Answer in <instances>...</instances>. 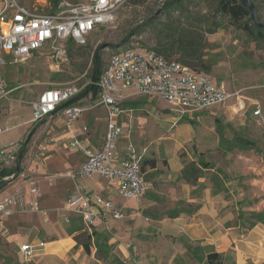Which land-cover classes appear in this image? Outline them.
Returning a JSON list of instances; mask_svg holds the SVG:
<instances>
[{"label":"rangeland","instance_id":"1","mask_svg":"<svg viewBox=\"0 0 264 264\" xmlns=\"http://www.w3.org/2000/svg\"><path fill=\"white\" fill-rule=\"evenodd\" d=\"M23 1L31 2V0ZM165 1L147 0L137 4L128 3L118 12L112 23L101 26L89 35L87 46L83 49L76 45L71 50L66 44L65 53L58 55L46 48L36 51L24 62L0 66V81L4 84L7 93L0 94V121H8L13 127L7 132L12 136L20 135L22 140L33 133L22 163V171L26 175L25 179L33 178L41 188L43 207L47 211V215L17 214L11 219L10 226L18 244L25 242V239L46 240L48 244L56 239H62L51 244L57 249L55 248L56 252H53L56 254V261L50 264H61L58 259L63 258L58 254L62 253L70 259L66 264H111L107 260L97 259L95 248L92 254H87L84 249L81 254H77L82 248L78 244L76 237L78 234L67 233L70 222L65 220V215H74L66 209V202L74 184L68 173L76 172L79 168L74 166L75 156L78 153L82 156V153L70 149L66 143L67 139L62 136L69 130L64 118L57 115L38 124L32 121L30 115L32 110L30 102L38 99L45 89L63 87L72 83L84 87L89 81L87 74L91 66L92 54L101 44L103 57L107 63L113 53L126 48L155 50L158 45L176 35L183 27L191 28L198 25L208 41V46L204 50L205 59L211 61L213 66L208 75L216 82H226L233 91L248 97V108L232 111L230 106H234L233 100L225 105L218 104L207 109H189L174 105L162 98L137 96L134 99L146 98L147 103L139 104L134 108L122 107L123 112L119 116V121L124 127V134L120 150H124L125 145L133 141L138 147H147L146 157L157 159L162 166H166L169 159L174 158H182L189 163L193 159L197 160L201 153L206 161L211 162L216 170L220 169L223 173L225 164L230 162L231 171L224 173V180L233 186L234 195L239 200V208L247 212L250 202L264 203V194H261L262 191L264 192V183H261V179L264 180V123H260L252 113L257 104L264 112V43L253 40L247 32L232 24L228 17L216 13L215 0H189L186 3L189 10L174 8L170 12H165L162 8ZM257 1L260 3L258 12L262 14L261 20L264 22V0ZM152 17L154 18L152 25L146 24L139 32L129 35ZM213 19L221 23V27L209 33L206 29L214 27V24H211ZM173 27L176 30H172ZM127 35L128 41L124 45L112 47L111 44L124 41ZM172 58H178V55H173ZM98 101L99 98L83 104L89 109L74 127L81 129L87 124L89 127L87 136L95 145L101 146L107 132V112L102 105L96 104ZM189 120H194L196 125ZM221 133L229 140L236 133L243 134L247 138L256 140L260 149L229 151L223 146ZM52 137H56L57 140H51ZM80 137L85 135L81 133ZM227 156L230 158H225ZM148 172L154 173L149 180L157 183L156 186L162 189L163 180L157 181L161 172L151 169ZM212 174L213 171L203 170L204 176L210 178ZM257 174L260 183L257 182ZM19 179L23 180V178ZM79 181L87 191L98 192L115 201H124L133 210L128 216L126 213L122 219L111 218V230L104 228L103 225L97 228L103 230L110 241H114L113 253L122 257L126 264H209L205 258L206 249H197L196 256L193 254L195 243L190 250L188 249L189 258H186L185 254H177L172 262L167 259L152 260L153 254L147 251L141 252L136 239L143 236L138 234L142 228L137 225L145 222L147 211L154 212V210L145 208L142 200L137 203L135 199L126 200L120 196L107 178L96 176L81 178ZM225 181L215 183V188L227 192ZM108 189L113 190L114 193H108ZM160 203L155 212L163 214L167 211V202L162 199ZM63 238H67V242L63 241ZM121 242L130 244L128 257H124L118 248ZM70 244L75 245L70 250H66ZM59 246L63 249H59ZM49 247L50 244L47 248ZM135 250L138 255L135 254ZM0 264H19L16 245L3 238H0ZM217 264L236 263L229 258H223Z\"/></svg>","mask_w":264,"mask_h":264},{"label":"built area","instance_id":"2","mask_svg":"<svg viewBox=\"0 0 264 264\" xmlns=\"http://www.w3.org/2000/svg\"><path fill=\"white\" fill-rule=\"evenodd\" d=\"M128 3L130 0H0V66L24 62L36 51L46 48L58 55L65 53L68 40L86 44L92 32L112 23ZM97 84L100 91L96 104L102 105L107 112V132L101 146L92 144L87 136V124L81 128V133L85 135L82 138L74 127L89 109L88 106L78 103L61 107L83 87L72 83L47 88L38 99L30 102L32 121L36 123L54 118L56 112H61L69 128L67 132L70 134L63 136L67 139L68 147L84 153V161L76 172L68 173L74 184L66 209L70 214L79 216L84 230L90 233L99 225L111 230L110 219H122L126 213L113 200L87 191L79 181L81 178H107L126 200L140 201L150 186L143 171L148 148L138 147L129 141L124 150H120L124 134V127L119 121L123 112L120 106L122 102L147 96L162 98L189 109H207L234 100L236 111L248 108L249 98L233 91L226 82H216L207 73L152 49L126 48L113 53ZM0 94H7L1 81ZM252 113L260 123H264V113L259 104L254 106ZM10 127L8 121H0V135ZM51 140L57 138L52 137ZM24 146L25 140L22 139L0 145V172L19 167ZM24 177L23 171L0 176V181H8L0 190V238L8 242H14L10 222L15 215H47L41 188L33 178ZM65 220L70 222L71 216L65 215ZM47 244L46 240L18 244L21 264H29L45 250Z\"/></svg>","mask_w":264,"mask_h":264},{"label":"crops","instance_id":"3","mask_svg":"<svg viewBox=\"0 0 264 264\" xmlns=\"http://www.w3.org/2000/svg\"><path fill=\"white\" fill-rule=\"evenodd\" d=\"M230 108L232 111H236L233 105H231ZM31 111L30 115L32 116ZM57 115L64 118L61 112H56L54 117ZM12 127L13 126H11L10 129ZM6 132L0 135V145L22 139L20 135L12 136ZM69 134L70 133L67 132L62 136H67ZM77 134H81V129H77ZM92 144L94 146H99L95 145L93 142ZM81 153L82 156H80L79 153L75 156V167H79L84 161V153L82 151ZM200 155L202 154L200 153ZM225 158L229 159L230 157L227 156ZM157 163V168L155 170L161 172V176L157 181L163 180L161 185L162 189L156 186L157 183L155 184V182L149 181L150 186L148 192L146 191V195L144 193L145 196L143 195L141 199L143 206L154 210L153 214H158L155 210L161 205L160 201H162V199L166 200L167 209L174 208L179 201H184V203L178 205L182 211L177 217L172 218L163 216L153 218V216H147L145 217V222L137 225V227L142 228L138 234H142L143 236L136 239L141 252L147 251L152 253V260L158 259L162 261L167 259V261L172 262L177 254H185L186 258H189V256H187L188 249L190 250L193 246L192 244L195 243L196 245L194 246L200 245L210 250L223 253L224 259L229 258L236 264H247L249 262L264 264V203L252 204L250 202L247 207L249 211L247 212L239 208V200L234 195L233 186L229 185L230 183L223 179V176H225L224 173L231 171L229 166L230 162L225 164L224 173L220 169L218 171L215 168L210 170L202 168V170L206 169L208 171H213L214 174H212L210 178L202 175L199 177L196 184H192L181 178V172L187 163L182 158L169 159L166 166H162L159 161ZM215 174H218L223 179L220 182L223 183L225 181V185L228 187L227 192L218 191L217 188H215L212 178ZM256 179L257 182L260 183L258 174ZM261 183H264L263 179H261ZM89 192L91 194H100L94 191ZM107 192L114 193L111 189H108ZM116 192L118 193L117 189ZM261 194H264V192L262 191ZM104 197L113 200L119 208L127 213V216L133 211L128 207V203L124 201H115L111 197ZM255 197L257 198L256 195ZM137 203L140 202L137 201ZM247 203L249 202L247 201ZM255 212L259 213L261 217L260 221H257V219L252 216V213ZM253 222H255V224L251 225ZM60 240L62 239L49 242L50 247L47 248L49 245L47 244L44 250L45 253L42 252L40 255L33 258L29 264H33V262H37V264H40V262H43V264L55 262L56 254L53 252H56V247L51 246V244ZM24 241L27 240L25 239ZM63 241L67 242V238H63ZM112 242L114 241H110V243ZM11 243L15 244L18 250V243H16L15 239L14 242ZM61 244H63V242ZM70 245L66 250H70L75 244ZM129 246L130 244L126 242L118 244V248L121 250L124 257L129 256ZM46 249H48L47 252ZM59 249H63V247L59 246ZM83 249L82 246L77 254H81ZM192 250L193 254L196 256L197 249L194 247ZM134 252L136 255L139 254L136 250ZM58 255L63 258L58 259L61 264H66V262L70 260L67 258L66 254H64V256L63 253ZM164 255H167V257H164ZM120 258L122 259V257ZM18 259L19 264H21L22 257L19 250Z\"/></svg>","mask_w":264,"mask_h":264},{"label":"trees","instance_id":"4","mask_svg":"<svg viewBox=\"0 0 264 264\" xmlns=\"http://www.w3.org/2000/svg\"><path fill=\"white\" fill-rule=\"evenodd\" d=\"M147 0H130L131 3L137 4L141 2H145ZM189 0H166L163 7L164 11H169L172 9H183L189 10L187 7V2ZM257 6V11H260V3L256 0H253ZM215 10L216 13L226 16L229 20L234 24L236 27L244 30L247 34L255 41L259 43H264V27L258 26L252 18L251 12L248 8H246L240 0H215ZM262 14L258 12V20L264 23L261 20ZM154 18H150L142 25H139L136 29L131 31L129 35H133L140 31V28L146 24H151ZM211 24H214V27H208L206 29L207 32L213 33L219 27H221V23H217L215 19L211 21ZM183 26V25H182ZM194 26V25H192ZM174 28V29H173ZM172 30H176L173 27ZM169 29V28H168ZM171 35V34H170ZM128 35L121 41L120 43L111 44L113 48H117L120 45H124L128 41ZM77 45V47L85 48L87 44H78L74 40H68L67 46L70 47L71 50ZM208 46V41L205 37V33L198 25L195 27L189 28L188 26L183 27L180 29L176 35L170 37L164 43L158 45L155 48L159 54L164 55L170 59H176L192 68H195L199 71L206 72L207 74L212 71V63L208 59H205L204 50ZM173 55H178V58H172ZM111 57V56H110ZM110 59V58H109ZM108 63V62H107ZM103 53H102V44L98 45V47L94 50L91 59V66L88 71V79L91 81L90 83L86 84L81 91L73 98L69 99L68 101L64 102L61 107H66L71 104H86L95 101L98 98L100 87L98 86V81L101 79L106 65H107ZM147 103L146 98L142 99H130L126 100L121 103V108H134L137 107L139 104ZM41 120L37 122L38 124L44 122ZM195 124L194 120H189ZM196 125V124H195ZM37 126V125H36ZM35 128V127H34ZM33 133L29 134L25 139V146L21 150L20 159H19V167H13L10 169L3 170L0 172V176H4L10 174L14 171L20 172L22 171V161L24 160L25 154L27 152V146L31 141ZM221 138L223 142V146L227 148L229 151L233 150H248V149H256L259 150V146L256 140L247 138L243 134L236 133L232 139H227L223 133H221ZM157 159L146 157L143 162V171L145 173V178L147 181H150V177L154 173H149L148 170H155L157 168ZM202 168H206L208 170L214 168V165L206 161L202 155L198 157L197 160H192L191 162L187 163L181 172V178L185 179L186 181L196 184L199 177L203 175ZM148 174V175H147ZM214 184L220 183L223 179L218 175L215 174L213 177ZM8 181H0V190H2ZM223 189H219L221 191ZM184 203V201H179L177 206L174 208L167 209V211L163 214H153V212H146L148 217L153 216V218H159L163 216L168 217H177L181 213L182 209L178 206L179 204ZM257 221H260L261 217L259 213L255 212L252 213ZM255 224L253 222L251 225ZM68 235H76L78 239V244L83 246L85 252L87 254H92L93 249L95 248V255L97 259L107 260L111 264H126L125 260L121 259L118 255L113 253V244L110 243V238L105 235L103 230L94 229L92 233L84 230V225L79 216H71L70 224L67 227ZM196 249H206L205 258L209 264H217L222 261L224 258L223 253L210 250L206 247L196 246ZM247 264H254V263H247Z\"/></svg>","mask_w":264,"mask_h":264},{"label":"water","instance_id":"5","mask_svg":"<svg viewBox=\"0 0 264 264\" xmlns=\"http://www.w3.org/2000/svg\"><path fill=\"white\" fill-rule=\"evenodd\" d=\"M241 3L250 10L251 15L253 20L255 21V23L260 26V27H264V23L260 22L258 20V11H257V6L254 3L253 0H240Z\"/></svg>","mask_w":264,"mask_h":264}]
</instances>
